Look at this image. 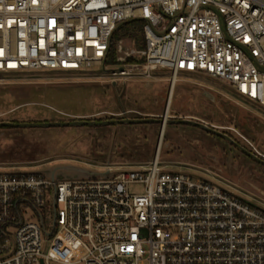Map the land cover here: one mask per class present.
<instances>
[{
    "label": "built area",
    "instance_id": "2783aa9c",
    "mask_svg": "<svg viewBox=\"0 0 264 264\" xmlns=\"http://www.w3.org/2000/svg\"><path fill=\"white\" fill-rule=\"evenodd\" d=\"M134 19L145 44L124 52L117 42L114 79L170 70L173 92L180 71H194L264 107V0H0V73L106 67L119 26ZM163 133L149 165L110 168V178L0 166V264H264V209L166 171Z\"/></svg>",
    "mask_w": 264,
    "mask_h": 264
},
{
    "label": "rangeland",
    "instance_id": "374dc122",
    "mask_svg": "<svg viewBox=\"0 0 264 264\" xmlns=\"http://www.w3.org/2000/svg\"><path fill=\"white\" fill-rule=\"evenodd\" d=\"M137 29L131 27L137 33L134 37L119 32V40H124V52L144 46V33L139 34ZM124 52L117 51L116 56H125ZM120 67L109 63L89 73H0V121H71L91 114L122 116L124 110L129 116L193 118L227 132L239 144L264 157V107L239 95L230 85L205 74L181 70L167 113L173 75L170 70L154 71L149 79H114L111 72ZM162 132L159 123L0 127V166L13 165L30 172L73 166L97 173L110 168L126 171L146 167L156 155ZM163 143L161 166L166 171H182L196 179L215 181L264 209V165L233 143L197 126L171 123L164 128ZM58 174L64 172L60 169ZM24 215L27 219L34 215V210ZM52 222L48 217L49 227ZM83 255L82 250L75 254L76 259Z\"/></svg>",
    "mask_w": 264,
    "mask_h": 264
},
{
    "label": "water",
    "instance_id": "95a60500",
    "mask_svg": "<svg viewBox=\"0 0 264 264\" xmlns=\"http://www.w3.org/2000/svg\"><path fill=\"white\" fill-rule=\"evenodd\" d=\"M114 86L117 82H114ZM209 93V92H208ZM206 93L208 97H212L210 94ZM145 123H159L163 127L167 124H178V125H192L200 127L207 132L213 133L217 136L223 137L229 142L233 143L236 147L242 150L246 155L255 160L256 162L264 165V159L252 151L248 150L241 144H239L234 138H232L228 133L218 130L204 122L197 121L194 119L183 118V119H166L164 116L162 118H129L124 119H112V120H72V121H52V122H14V121H0V127H10V128H49V127H68V126H108V125H122V124H145ZM212 159V157H211ZM217 162L215 159H212ZM64 172V174H58V171ZM47 177L53 180H68V179H96V178H110L114 175V172H104L97 173L89 171L85 168L73 167V166H62L58 169L43 171Z\"/></svg>",
    "mask_w": 264,
    "mask_h": 264
},
{
    "label": "trees",
    "instance_id": "16d2710c",
    "mask_svg": "<svg viewBox=\"0 0 264 264\" xmlns=\"http://www.w3.org/2000/svg\"><path fill=\"white\" fill-rule=\"evenodd\" d=\"M144 24H145L144 20H142V19H134V20H131L129 22L123 23V24H121L119 26L117 32L115 33V35H114V37L112 39L110 56H109V59L107 60V64H109V63L118 64L119 63V62H117V56H116L117 42L121 38V37H119V32L120 31H124V33L126 35L134 37L137 33H136V31L132 32L131 31V27H134V26L137 27L138 28L137 31L140 34L141 32L144 33ZM128 62H137V60L135 58L131 57V58L128 59ZM105 119L106 120H112V119H115V118L114 117H106V118L97 119V121H103ZM11 121L20 122V121H17V120H11ZM7 128H10V127H7ZM6 154H7V152H6Z\"/></svg>",
    "mask_w": 264,
    "mask_h": 264
},
{
    "label": "crops",
    "instance_id": "0c3cea01",
    "mask_svg": "<svg viewBox=\"0 0 264 264\" xmlns=\"http://www.w3.org/2000/svg\"><path fill=\"white\" fill-rule=\"evenodd\" d=\"M179 81V77L177 78V82ZM176 82V83H177ZM176 85V84H175ZM170 93L172 94V91H170ZM170 99H171V97H170ZM128 112V111H127ZM122 114V116H114V118L115 119H124L125 117H124V115H123V113H121ZM106 117H111V116H108V113L107 114H100V115H94V114H91V115H85V116H83V117H77V118H75V119H72V120H97V119H100V118H106ZM128 117L129 118H161V117H156V116H153L152 114L151 115H146V116H129V113H128ZM189 119H193V118H189ZM71 120V121H72ZM106 120V119H105ZM195 120V119H194ZM201 122H203V121H201ZM204 123H206V122H204ZM206 124H208V123H206ZM208 125H210V126H212L211 124H208ZM213 127V126H212ZM214 128H216L217 129V127H214ZM162 135V134H161ZM159 146V142L157 143V147ZM156 147V151H157V148ZM155 158V157H154Z\"/></svg>",
    "mask_w": 264,
    "mask_h": 264
},
{
    "label": "flooded vegetation",
    "instance_id": "af4514ba",
    "mask_svg": "<svg viewBox=\"0 0 264 264\" xmlns=\"http://www.w3.org/2000/svg\"><path fill=\"white\" fill-rule=\"evenodd\" d=\"M231 136V135H230ZM232 137V136H231ZM233 138V137H232ZM250 151H252L253 153H255V151H253V150H250ZM255 154H257V153H255ZM258 156H260L259 154H257ZM260 157H262L263 159H264V157L263 156H260ZM252 159V158H251Z\"/></svg>",
    "mask_w": 264,
    "mask_h": 264
},
{
    "label": "bare ground",
    "instance_id": "6f19581e",
    "mask_svg": "<svg viewBox=\"0 0 264 264\" xmlns=\"http://www.w3.org/2000/svg\"><path fill=\"white\" fill-rule=\"evenodd\" d=\"M164 130V129H163ZM164 132V131H163Z\"/></svg>",
    "mask_w": 264,
    "mask_h": 264
}]
</instances>
